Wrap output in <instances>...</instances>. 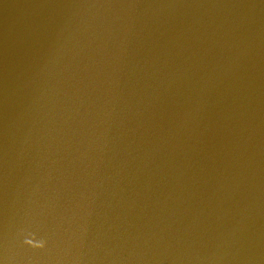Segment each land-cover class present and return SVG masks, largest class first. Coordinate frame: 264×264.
<instances>
[{
	"label": "water",
	"instance_id": "1",
	"mask_svg": "<svg viewBox=\"0 0 264 264\" xmlns=\"http://www.w3.org/2000/svg\"><path fill=\"white\" fill-rule=\"evenodd\" d=\"M0 264H264V0H0Z\"/></svg>",
	"mask_w": 264,
	"mask_h": 264
}]
</instances>
